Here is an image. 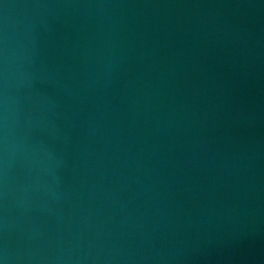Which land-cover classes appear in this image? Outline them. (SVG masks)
I'll list each match as a JSON object with an SVG mask.
<instances>
[{
    "label": "water",
    "instance_id": "1",
    "mask_svg": "<svg viewBox=\"0 0 264 264\" xmlns=\"http://www.w3.org/2000/svg\"><path fill=\"white\" fill-rule=\"evenodd\" d=\"M0 264H264V0H0Z\"/></svg>",
    "mask_w": 264,
    "mask_h": 264
}]
</instances>
